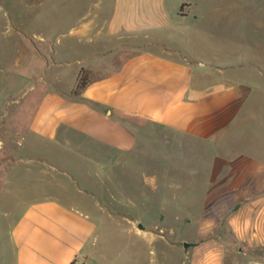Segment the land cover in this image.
<instances>
[{"label": "crops", "instance_id": "1", "mask_svg": "<svg viewBox=\"0 0 264 264\" xmlns=\"http://www.w3.org/2000/svg\"><path fill=\"white\" fill-rule=\"evenodd\" d=\"M165 2L114 0L110 17L82 16L49 40L39 77L45 87L26 138L49 143L64 157L54 166L37 167L48 192L26 199L10 224L13 264H98L94 249L101 241V217L113 216L94 192L116 183L115 172L121 163L129 165L131 153L163 152L162 145L154 150L143 144L155 136L151 127L174 132L188 143L173 148L172 185L179 186L174 200H185L179 196L182 186L199 181L214 185L208 193L226 187L223 214L232 236L221 224L190 220L186 227L207 231L190 248L220 246L222 257L234 243L246 263L264 264L262 252L261 258L251 254L264 250V150L256 146L264 140V115L256 110L259 87L240 76L252 67H238L228 76L227 57L220 52L193 53L188 44H194L195 36L177 19H189L193 4L180 2L170 18ZM205 43L211 46L210 39ZM81 69L89 71V83L73 97ZM69 72L72 83L59 88L56 81ZM19 137L25 138L24 133ZM11 160L3 167L11 170ZM157 163L161 170L162 156ZM199 168L205 169L204 176L195 172ZM152 179L158 183L162 178ZM194 193L188 191L187 197ZM183 211L177 207L173 215ZM194 214L202 217L205 210ZM216 227L222 228L219 233ZM136 237L142 241L140 234ZM215 261L207 264H228Z\"/></svg>", "mask_w": 264, "mask_h": 264}, {"label": "rangeland", "instance_id": "2", "mask_svg": "<svg viewBox=\"0 0 264 264\" xmlns=\"http://www.w3.org/2000/svg\"><path fill=\"white\" fill-rule=\"evenodd\" d=\"M113 1L0 0V264H13L8 234L10 224L21 210L20 206L29 197L48 192V188L44 189L41 182L44 177L37 172V167L41 164L54 166L60 157H64L49 143H43L38 138H26L37 97L45 87L39 77L44 68L43 57L50 53L49 40L60 32H67L82 16L110 17ZM185 1L193 4L189 19H177L185 22L186 32L195 36L194 44H188V48L203 56L218 52L222 57L226 56L228 76L234 74L238 67H252L249 71L254 73L240 76L242 80L259 87L255 90L258 101L256 110L261 116L264 115V0H166L165 11L170 18L175 16L177 5ZM207 38L211 46L205 43ZM258 72L260 75H257ZM67 74L56 81L61 89H66L72 83V74ZM32 86L35 87L29 93ZM151 132L155 136L153 139L144 138L143 144L152 146L154 150L162 145L163 152L131 153L129 165L124 167L121 163V167L117 168L116 183L99 186L94 192L99 197L101 208L113 216L101 217L104 226L98 235L101 241L94 249L96 262L207 264L208 261L215 263V260L222 258L228 264H249L234 243H229L222 257L220 246L196 250L191 246L184 248V242L191 243L207 233L186 227L190 220H208L214 226L221 224L223 229L216 227V233L222 229L232 236V232L226 231V217L223 214L228 203L224 192L226 187L208 193L214 185L199 181L194 186H182L184 194L179 196L185 197V200H174V192L177 193L179 186L172 185L171 163L173 157L177 156L173 148L186 147L188 143L163 128L151 127ZM23 133L26 139L19 137ZM256 146L263 151L264 140L258 141ZM201 147V155L206 158L208 152L203 149L204 146ZM161 156L164 167L159 170L156 168L159 165L157 158ZM8 159H12L9 161L13 165L11 170L2 164ZM195 172L204 176L205 169L199 168ZM156 175L162 178L158 183L152 179ZM185 176L178 175L182 181H186ZM188 191L195 193L189 198ZM206 196L208 199H205ZM177 207L184 208L185 215H173V209ZM191 209L194 212L205 210V215L197 216L193 211L188 215ZM136 234L142 236V241ZM259 252L264 255V250L252 251L251 254L261 258Z\"/></svg>", "mask_w": 264, "mask_h": 264}, {"label": "trees", "instance_id": "3", "mask_svg": "<svg viewBox=\"0 0 264 264\" xmlns=\"http://www.w3.org/2000/svg\"><path fill=\"white\" fill-rule=\"evenodd\" d=\"M89 83V71L81 69L79 72V77L76 86L72 89L71 95L73 97H78L82 94L83 90L87 87Z\"/></svg>", "mask_w": 264, "mask_h": 264}, {"label": "water", "instance_id": "4", "mask_svg": "<svg viewBox=\"0 0 264 264\" xmlns=\"http://www.w3.org/2000/svg\"><path fill=\"white\" fill-rule=\"evenodd\" d=\"M140 228H142L141 226H139ZM193 244H191V243H188V242H184L183 243V246H184V248H188V247H190V246H192Z\"/></svg>", "mask_w": 264, "mask_h": 264}]
</instances>
